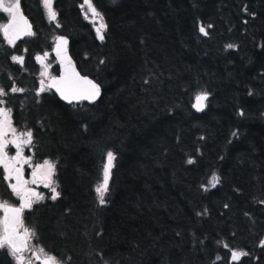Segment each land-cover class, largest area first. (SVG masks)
I'll return each instance as SVG.
<instances>
[{
    "label": "trees",
    "instance_id": "trees-1",
    "mask_svg": "<svg viewBox=\"0 0 264 264\" xmlns=\"http://www.w3.org/2000/svg\"><path fill=\"white\" fill-rule=\"evenodd\" d=\"M83 3L53 0L49 21L39 0H20L34 35L13 47L0 33L4 107L18 130L31 129L32 158L55 164L60 193L25 212L33 242L62 264H264V0H92L104 41ZM57 34L99 84L93 104L37 95L35 56L53 62ZM14 84L24 91L11 93ZM233 250L249 255L232 261Z\"/></svg>",
    "mask_w": 264,
    "mask_h": 264
},
{
    "label": "snow or ice",
    "instance_id": "snow-or-ice-1",
    "mask_svg": "<svg viewBox=\"0 0 264 264\" xmlns=\"http://www.w3.org/2000/svg\"><path fill=\"white\" fill-rule=\"evenodd\" d=\"M42 6L47 10V18L49 21H56L57 13L53 9V0H41ZM84 5H87L88 12L91 13L93 21L98 22V27H96L97 39L104 41L107 25L103 22V15L97 11L96 7L93 5L92 0H84V4L81 5L83 10ZM0 10L5 13H8L10 18L6 23L0 24V33L3 34L5 40L10 46H15L16 41L21 38V36H32L34 35L32 27L29 24L27 18L23 15L20 10V0H0ZM85 18L88 19L87 13H85ZM59 27V24H57ZM212 25H207V28H211ZM199 31L201 34L207 36L208 32L205 26H200ZM57 45L56 51L57 55L61 54V46L67 44V40L64 37L56 38ZM235 47L232 44L227 45V48ZM47 53H45V56ZM14 63L23 64L24 57L21 55H12L11 57ZM38 62H42V57H36ZM61 63L64 64V59L61 60ZM103 63V61H101ZM45 72L41 73V76H45ZM43 85V81H41ZM49 88H55L56 92L59 93L60 97L69 103H72L74 100H88L94 102L100 96V86L94 81L88 79L87 76H81L72 66L71 61L68 60L67 67L61 73L59 77H52L51 83L48 85ZM45 89L41 87L37 92L44 91ZM11 93H21L24 91L23 88L15 86V84L10 89ZM8 95V92L3 87H0V97H5ZM209 93L200 92L195 96V103L193 108L197 111H202L205 107V101H207ZM6 104L4 99H0V165H3L7 175L4 176L5 180H8L12 177L13 173L15 174L16 183L11 184L10 188L14 195L18 196L21 203L20 205L14 206L8 201L0 200V211H3V216H0V249H7L9 256H11L15 264H25V261H28V264H31V258L26 257L24 252L30 249L29 240L35 237V230L29 229L24 224L23 213L25 209H31L34 202H38L44 199L43 194L37 193L32 189H27L24 187L28 181L23 179V175L20 168L12 166V162L15 163H28L30 157L26 158L23 156V146H28L33 143V133L31 129L24 131L20 134H17V129L13 127L10 107H3ZM243 115V112L240 113ZM12 134V139H7L8 134ZM237 135V133H233ZM23 137V139H21ZM9 145H12L16 148L15 156H12L5 159L8 156L6 149ZM116 159L113 152L109 151L107 153V163L104 165L103 169V180L97 185L95 191L97 193L98 202L101 206L107 203L106 195L109 192V178L111 174V169L114 166L113 161ZM189 164L193 163L190 159ZM36 170L46 169L45 173V187H49L54 184L52 179L55 172V164L45 160L43 165H36ZM36 175V171L33 172V176ZM36 181L33 180L32 183ZM219 183V177L215 174L212 175L210 180L211 187H215ZM207 190V189H205ZM52 196L51 199L55 200L59 197L60 193L57 191L56 187H51ZM34 197V199H33ZM227 207V205H225ZM202 213H197L201 215ZM206 214V210H205ZM22 230V231H21ZM260 245L264 246V240L260 241ZM225 247H228L225 245ZM39 253L44 255L42 264H62L57 257L49 255L45 252L43 248L39 249ZM37 259H40V256L36 253H32ZM249 254L244 251H235L231 252V260L239 261L241 257H246ZM217 259H220L218 256Z\"/></svg>",
    "mask_w": 264,
    "mask_h": 264
},
{
    "label": "flooded vegetation",
    "instance_id": "flooded-vegetation-1",
    "mask_svg": "<svg viewBox=\"0 0 264 264\" xmlns=\"http://www.w3.org/2000/svg\"><path fill=\"white\" fill-rule=\"evenodd\" d=\"M20 10L22 11L21 8H20ZM0 13L2 15H5L1 11H0ZM22 13H23V15H25L23 11H22ZM1 35L4 38L2 33H1ZM24 38H26V37H24ZM23 39H21L20 41H22ZM45 53H47L46 56H45ZM45 53H43V56H42L43 58L48 56V52H45ZM37 56L41 57V55H37ZM37 56H35V60H36L37 63H39L37 61V59H36ZM45 70H47V74L45 76H42L41 79L39 78L40 86H41V81H44L46 83V79L48 77L54 76L57 73V71H56V73L50 72L49 66H44L43 72H45ZM45 88H46V85H45ZM0 99H2V98L0 97ZM3 107H4V105H3ZM13 127H15V126L13 125ZM22 132H24V131L17 129V134H20ZM12 138H13L12 134L9 133L7 139H12ZM22 148H23V156L26 157V158L30 157L28 163H23V162L15 163V162H12V166L21 169V172H22V175H23V179L28 181V183L24 185L25 188L32 189L35 192L43 194L46 197V195L48 194L49 191H48L47 187H45V182H43V178L39 174H37V172L39 170L37 171L36 167H35L36 165H43L45 160H40V161L39 160L38 161L34 160L32 158V156H31L30 145L23 146ZM6 151L8 153V156L5 158L6 160L8 158L12 157V156H15V154H16V148L14 146H12V145H9L8 148L6 149ZM34 171H36V175L35 176H33V172ZM5 175H7V173L5 172L3 165H0V200L8 201L10 204L18 207L20 205L21 201H20L18 196L13 194V192H12V190L10 188L11 184H15L16 183L15 174L13 173L12 177L10 179H8V180L4 179ZM33 180H35L36 182L32 183ZM34 204H36V203H33V205ZM27 210H29V209H25L24 210L23 217H24V214H25V212ZM0 216H3V211H0ZM31 243L34 244L33 238L29 240V245ZM34 246L36 247L37 244H35ZM33 252L37 253V251H35V249L30 247L29 250H26L24 252V255L26 257H30L31 258V264H42V261H43L44 258L40 257V259H37L35 256H33V254H32ZM0 264H15L14 259L11 256H9L7 249H0ZM25 264H28L27 260L25 261Z\"/></svg>",
    "mask_w": 264,
    "mask_h": 264
},
{
    "label": "water",
    "instance_id": "water-1",
    "mask_svg": "<svg viewBox=\"0 0 264 264\" xmlns=\"http://www.w3.org/2000/svg\"><path fill=\"white\" fill-rule=\"evenodd\" d=\"M25 16V15H24ZM26 17V16H25ZM9 18H10V16H9ZM9 18H8V20H9ZM27 18V17H26ZM7 20V21H8ZM27 20H28V22H29V24L31 25V23H30V21H29V19L27 18ZM6 21V22H7ZM31 27H32V25H31ZM32 31H33V28H32ZM24 37H27V36H21V38L20 39H18L17 41H20L21 39H23ZM57 37H64L66 40H67V44L66 45H62L61 46V54L60 55H57V51H56V45H57V41H56V38ZM16 41V42H17ZM50 54L52 55V57H53V59H54V62H55V64H56V66H57V73H56V75H54V76H51V77H48L47 79H46V83H45V85H46V87L60 100V101H62L64 104H67V105H70V104H79L80 102H85L86 104H93L94 102H96L97 101V99L99 98H97L94 102H90V101H88V100H74L72 103H69L68 101H66V100H64V99H62L61 97H60V95H59V93H57L56 92V90H55V88L53 87V88H49L48 87V85L51 83V78L52 77H59L60 75H61V73L65 70V68L67 67V62H68V60H70L71 61V64H72V66H74V68H75V70L81 75V76H86V75H83V74H81L79 71H78V69L76 68V65H75V63H74V61H73V59H72V57L70 56V54H69V40H68V38L66 37V36H64V35H62V34H57L54 38H53V40H52V44H51V47H50ZM62 59H64V64H62L61 63V60ZM46 72H47V70H46ZM88 77V76H87ZM88 79H90V80H92V81H94L93 79H91V78H89L88 77ZM95 82V81H94ZM95 83H97V82H95ZM98 84V83H97ZM99 85V84H98ZM100 94H101V89H100ZM107 163V158L105 159V163H104V165ZM102 180H103V177H102Z\"/></svg>",
    "mask_w": 264,
    "mask_h": 264
},
{
    "label": "rangeland",
    "instance_id": "rangeland-1",
    "mask_svg": "<svg viewBox=\"0 0 264 264\" xmlns=\"http://www.w3.org/2000/svg\"><path fill=\"white\" fill-rule=\"evenodd\" d=\"M40 1V4H41V8H42V11H43V14H44V16H45V18L46 19H48L47 18V10L42 6V2H41V0H39ZM6 3H7V0H6ZM84 4V3H83ZM82 4V5H83ZM1 12H3L2 10H0ZM83 12H84V14L85 13H87V15H88V21L93 25V27L95 28V30H96V27H98V22H96V21H93L92 20V17H91V13L90 12H88V10H87V5H84V7H83ZM4 14H5V16H6V18L8 19L9 18V14L8 13H5V12H3ZM85 16V15H84ZM0 24H2V23H0ZM53 38V37H52ZM41 57H42V55H41ZM43 58V57H42ZM54 62V61H53ZM53 62H51V60H50V57L49 56H47V57H45V58H43V60H42V62H39V63H37L38 64V77L41 79V73L43 72V69H44V66H50ZM41 86L44 88V89H46L45 88V82L43 81V85L41 84ZM21 139H23V137H21ZM22 147H23V145H22ZM45 173H46V169H40L38 172H37V174H39L42 178H43V182H45L46 183V180H45ZM52 179H53V177H52ZM210 180H211V177L208 179V182H207V185L208 186H211L210 185ZM51 187H55V185L54 184H52V185H50L49 187H47V189H48V194L46 195V196H48L49 198H51V196L53 195L52 194V192H51ZM43 197L45 198V196L43 195ZM33 199H34V197H33ZM43 200V199H42ZM42 200H40V201H42ZM40 201H38V202H40ZM34 203H37V202H34ZM35 245V243L34 244H30V247L31 248H33V249H35V251H37V253H38V255L40 256V257H43L44 258V255L42 254V253H39V249H40V247L37 245L36 247L34 246Z\"/></svg>",
    "mask_w": 264,
    "mask_h": 264
}]
</instances>
